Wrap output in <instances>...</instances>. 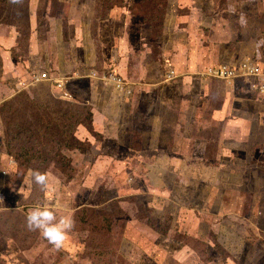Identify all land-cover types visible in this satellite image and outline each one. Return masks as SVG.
<instances>
[{"label": "rangeland", "instance_id": "rangeland-1", "mask_svg": "<svg viewBox=\"0 0 264 264\" xmlns=\"http://www.w3.org/2000/svg\"><path fill=\"white\" fill-rule=\"evenodd\" d=\"M167 4L0 0V264H264V155L242 174L222 176L220 166L208 174L202 163L201 174L180 178L149 170L159 160L134 159L132 170L119 171L118 160L102 158L112 149L101 144L91 109L98 98L112 103L105 46L125 33L138 41L145 29L158 41ZM173 13L183 21L195 11L173 1ZM256 29L263 54L264 28ZM153 49L160 51L155 41ZM94 60L106 81L90 78L85 65ZM151 72L166 76L161 64ZM30 170L47 174V191L35 184L29 191ZM45 203L75 221L60 250L26 227L28 210Z\"/></svg>", "mask_w": 264, "mask_h": 264}, {"label": "crops", "instance_id": "crops-1", "mask_svg": "<svg viewBox=\"0 0 264 264\" xmlns=\"http://www.w3.org/2000/svg\"><path fill=\"white\" fill-rule=\"evenodd\" d=\"M168 1L165 31L158 41L145 29L138 41L134 33L133 39L125 33L105 46L109 54L100 60L109 61L111 75L123 86L113 83L108 94L111 105L103 99L99 103L98 98L96 109H91L94 125L102 134L101 144L112 149L107 150L110 156L102 158L118 160L119 171L132 170L134 159L159 160V167L151 164L149 170L159 169L160 177L201 174L202 163L209 167L208 174L212 170L218 174V166L222 176L236 170L242 174L245 163L264 155V94L250 91L242 79L222 81L207 72L258 51L259 30L254 27L264 28L260 17L264 0ZM173 1L195 13L179 21ZM175 7V13L181 10V6ZM180 29L185 30V37ZM83 34L87 40L86 30ZM154 41L160 48L158 54ZM100 43L103 47L102 36ZM97 60L85 65L90 78L106 81L109 76L105 78L106 74L95 69ZM158 64L164 69L163 76L166 74L161 79L151 75V68ZM170 66L177 73H166ZM84 92L89 95L90 90ZM98 95L103 97L101 91ZM251 105L255 110H248ZM231 161H239V168Z\"/></svg>", "mask_w": 264, "mask_h": 264}, {"label": "clouds", "instance_id": "clouds-1", "mask_svg": "<svg viewBox=\"0 0 264 264\" xmlns=\"http://www.w3.org/2000/svg\"><path fill=\"white\" fill-rule=\"evenodd\" d=\"M19 2V0H13ZM24 184L29 191L35 184L41 190L47 191L49 187V177L39 170H30ZM27 198V194H23ZM75 226L74 219L69 215L57 217L55 209L49 204L37 205L28 210L26 214V227L30 231H39L42 238L48 241L54 249L63 248L69 232Z\"/></svg>", "mask_w": 264, "mask_h": 264}, {"label": "built area", "instance_id": "built-area-1", "mask_svg": "<svg viewBox=\"0 0 264 264\" xmlns=\"http://www.w3.org/2000/svg\"><path fill=\"white\" fill-rule=\"evenodd\" d=\"M207 75L211 78L222 81H238L239 79L246 78L251 88L261 94H264V66L249 59H244L240 64L230 66V64L223 63L219 68H211L208 70ZM119 84L117 77L111 78ZM122 81V80H121ZM115 82V83H116ZM122 83L119 84L120 87ZM65 96L71 98L68 92H65Z\"/></svg>", "mask_w": 264, "mask_h": 264}, {"label": "trees", "instance_id": "trees-1", "mask_svg": "<svg viewBox=\"0 0 264 264\" xmlns=\"http://www.w3.org/2000/svg\"><path fill=\"white\" fill-rule=\"evenodd\" d=\"M249 58H251V60H253L254 62H256V63H258V64H260L261 66H264V53L262 54L261 52H259V50L252 56H247L246 58H244L245 60L246 59H249ZM243 59V60H244ZM242 60V61H243ZM240 62L241 61H239V62H234L233 63V66L234 65H237V64H240ZM241 81H244V84H248V87H249V89H250V91H252V88H251V86H250V83H249V81L246 79V78H244V79H242ZM92 115V114H91Z\"/></svg>", "mask_w": 264, "mask_h": 264}]
</instances>
